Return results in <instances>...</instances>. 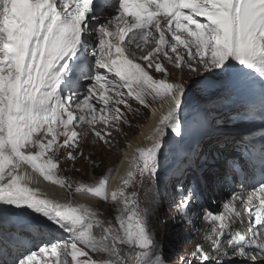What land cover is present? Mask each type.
<instances>
[{"label":"snow or ice","instance_id":"snow-or-ice-1","mask_svg":"<svg viewBox=\"0 0 264 264\" xmlns=\"http://www.w3.org/2000/svg\"><path fill=\"white\" fill-rule=\"evenodd\" d=\"M105 9L112 11L101 20ZM167 64L258 92L264 121V0H0V264H167L148 225L160 202L165 137L168 129L176 136L187 130L186 97L207 80L173 81ZM83 80L89 86L81 93ZM140 107L152 109L156 122L149 143L126 156L115 189L108 187L114 169L92 183L61 174V150L73 164L84 158L78 128L108 146ZM261 141V178L246 195L234 193L224 213L207 214L210 251L196 244L180 264H264ZM42 182L109 204L110 218L95 206L50 198ZM137 183L143 192L129 191ZM181 196L176 214L192 223L197 192ZM9 218L16 223L7 226ZM31 226L69 239L36 244L33 237L28 247L16 232Z\"/></svg>","mask_w":264,"mask_h":264},{"label":"rangeland","instance_id":"rangeland-1","mask_svg":"<svg viewBox=\"0 0 264 264\" xmlns=\"http://www.w3.org/2000/svg\"><path fill=\"white\" fill-rule=\"evenodd\" d=\"M168 69H171V77L174 80L180 79V81L185 82L188 85H191L192 80H204L205 77H207V82L210 81L211 75L208 72H203L199 76L189 72L187 68L186 70H173V65L167 64L166 65ZM151 71V70H150ZM156 78H160L157 74L154 72L152 73ZM206 82V83H207ZM87 81H83L82 85L83 87L87 85ZM81 87V88H83ZM197 87H201L200 85L195 86L190 93L193 95L194 90ZM206 87L204 88V93L200 94L199 97H196L197 100L199 101H205L208 98V94L206 92ZM191 95V96H192ZM188 97V102H191L193 98L190 99ZM227 102L225 99L218 101L219 105L221 104L222 106L229 105V107L232 104L229 103H224ZM208 105V104H207ZM215 105V104H214ZM155 106V105H153ZM132 107L133 109H136L138 106L135 102H132ZM223 108V107H222ZM226 108V107H224ZM208 109L210 110V115H214L215 113L213 110L208 106ZM234 108H230L227 111V114L224 116V119L227 124L232 125L234 122V118L239 117L240 121L244 122L247 121L245 118H242V115L237 114L239 112L245 113L247 111H244L243 109L240 108H235L234 113L232 115V110ZM150 113V109L139 108V112L136 115L129 114V119H130V125L126 124L123 125V130L119 133L113 132L112 136L109 138L112 143L108 146H102L98 141L94 143L95 138L89 134L88 136H84L83 133H81V147L79 149L80 152H83L84 158L81 159L78 157L77 161L75 164H73L70 161L66 160V154L64 153L63 150H61V153L59 154V162L61 165V174L66 176L68 180L74 182V183H92L99 179L100 177L104 175L109 174L110 169H116L119 165V161L123 156V152L126 150L127 142H129L141 129L142 126H144L148 116ZM217 119V118H216ZM220 119V118H219ZM96 130L101 131L100 129H103V126L100 124H97ZM222 128H225V130H228L226 126H222ZM138 135V134H137ZM136 135V136H137ZM94 138L93 143H90L89 141ZM89 142V143H88ZM176 142H180V136H176ZM91 144V145H90ZM224 144L223 142H220V145ZM233 154V153H232ZM217 162L213 164L212 167H214L210 173L207 171L206 173L208 174H213L210 175V177L213 178V182L215 181L216 178L220 177V180L222 179V176L219 174L221 173L223 167H225V170L227 171L230 167V163L227 165L226 162V157H223V160H225L224 164H220L218 161V158H215ZM76 169V170H74ZM178 168H173L169 167L166 169L167 175L169 174V178L175 177L177 180V175L174 174V172ZM221 169V170H220ZM174 174V175H173ZM173 175V176H172ZM187 178L186 184L183 186L182 189L178 190L179 193L181 192H187L189 189H195L197 191V196L198 198L192 201L191 208H192V215H191V220L192 223H187L184 224L181 228H178L177 226L174 225V216H177L176 214V204L179 203V201L182 199L181 194H178L176 192L175 187H171L170 190H164L163 185H160L165 182L164 180L161 182H158V189H159V204L158 206L154 207L153 211L151 212L149 219H148V225H149V230L153 234L155 240L157 241L160 251L162 254H166L167 258H170L171 263L173 264L176 261L177 255L190 251L192 250V243L191 241L183 242L184 239H192L194 241H199L202 240L204 237V231L206 230V227L203 228H196L198 220H203L202 222L205 221L206 218V206L210 203H212L213 200H207L206 199H211L208 197V194L210 193L207 190H205L204 186L203 189L200 187H197L193 181L190 183L188 180L190 179V176L188 174H185ZM223 179H226V177H223ZM210 186L213 185H218V183H213ZM50 183V182H49ZM192 187V188H191ZM207 189V188H206ZM199 190V191H198ZM129 191H137L142 193L143 188L139 183H137L136 187L134 189H129ZM207 191V192H206ZM68 194H73L69 193L66 191ZM211 195V194H210ZM96 200L95 207L99 212H101L105 218H110L108 216L111 207L107 203H102L100 201ZM172 202L173 207L172 208H167L170 206V203ZM214 202V201H213ZM221 204L219 205V208H221ZM169 209V210H168ZM164 224V225H163ZM203 226V225H201ZM187 233V234H186ZM28 237H32V234L27 233ZM56 240H62L66 239V236L61 235V237L54 236ZM192 237V238H191ZM36 239H43L42 236H36ZM183 239V240H182ZM41 243V242H39ZM171 250V251H168ZM175 252V253H174ZM169 253V255L167 254ZM171 254V255H170ZM176 254V257L173 258L172 255ZM237 264H242L240 260L237 261Z\"/></svg>","mask_w":264,"mask_h":264},{"label":"bare ground","instance_id":"bare-ground-1","mask_svg":"<svg viewBox=\"0 0 264 264\" xmlns=\"http://www.w3.org/2000/svg\"><path fill=\"white\" fill-rule=\"evenodd\" d=\"M100 19H101V17H100ZM90 45H92V42L90 43ZM147 50H148V48L144 49V52H146ZM139 54L140 53L138 52L137 55H139ZM172 55H174V54H172ZM183 70L187 71V69H183ZM211 78L212 79L210 81H208V82L205 81V86L197 87L194 90L193 95L190 92H188L186 99H188V97L192 95L190 97V99L193 98V100L189 103L190 106L185 109V112H184L185 116H189V114L196 111V109L194 107L195 103H206V104H208L210 101L215 102V101H220V100L225 99L227 102H224V103H229V104H232L231 105L232 107L239 108L242 106V104H246V102L249 100V97H248V94L246 93V91L245 90H236V89L232 88L230 86L227 78H225L223 76H212V75H211ZM205 87L207 88L206 92L208 94L207 100H205V101L197 100L196 97H199L200 94L204 93ZM258 103H259V101H258ZM207 106H209V105H207ZM259 106H261V104H259ZM158 107H159L158 105L153 106V108H158ZM210 116H211V119H212L214 126L222 128L223 121L221 122V119H219V116L216 114L210 115ZM196 117H198V116L197 115L193 116L192 121ZM155 122H156V118L152 116V109H150L149 116H148L144 126H142L141 129L139 130V132L137 133L138 135L136 134L137 136L135 135L129 142H127L126 150L123 152V156L120 159V161L118 162L119 165L116 169H114L115 171L112 173V177H111V180H110L109 185H108L110 191L115 189L119 185L120 177L123 176L126 172V169L128 167V163H129L126 156L130 157L132 152L135 150V148L141 147V146H146L149 143L145 137H146L147 133L149 132V130L151 129V127L155 124ZM100 130H102V129H100ZM189 130L190 129L187 128V131H189ZM77 131H79L80 133H83L84 129L78 128ZM167 132H168V135H166V137H165V147L163 149V154H162L161 173H160L159 182L164 180L166 186L172 185L174 183H179L183 187L187 182V178H186L185 174H188V172H187V170H185L183 168V165H182V163L178 157V153L181 150V148L183 147L184 140L182 139V137L185 134V132L183 133L182 136H180L181 143L176 142V135L174 133H171L170 129H168ZM240 132H241V129H238L237 131H234L231 133V137L235 143L238 140V136H239ZM93 140H94V138H92L89 142L93 143ZM220 142H221L220 140H215L212 143L213 149L215 151L217 150L218 154L229 155V153L231 152L230 146H224L223 144L220 145ZM129 145H131V147H129ZM229 163H230L229 169L226 171L225 167H223L221 173L219 174L220 176H222L221 180H220V177H218L213 182V178L210 177V175H213V174H208L206 172L200 177V181H201V183H203L205 190H207L209 192V189H210V193L208 194V197H210L211 199L207 198L206 201L207 200H213L214 201V202L212 201V203H210L206 206V210H205L206 211V217H207L208 213L216 214L219 211V207H218L219 203L221 202V200L223 198L228 196L227 187L224 186L225 185L224 181L226 179H223V177H226L228 174H233V171H234L233 167L235 164H238L240 166H242V164H243L241 158L236 156V153H235V155H230ZM169 167L178 168L174 172V174L177 175V180L175 179V177L173 179V178H169L170 177L169 174L167 175L166 169ZM187 167H188V170H190L189 166H187ZM241 169H242V173L245 176L249 175V172H247L245 167L242 166ZM209 173H210V171H209ZM41 180H42V178H41ZM188 181L190 183H192L191 178ZM212 182L215 184L218 183V185L216 184V185L210 186V185H212ZM39 187L41 188L42 192L48 194V196L50 198L57 200L59 202H66L67 200L71 199V200H74L75 202H78V203L88 204L89 206H95V203H96L95 198L86 197V196L76 194V193L68 194L65 189H61L59 186L51 185L49 182H42L39 185ZM34 215L35 214H33V216ZM31 218L32 217H27V219H31ZM9 219H14V218H9ZM40 219L43 220L42 217ZM202 221L203 220H198L196 228L206 227V230L204 231V237H205L210 232L211 225H210L208 219H206V218H205L204 222H202ZM201 225H203V226H201ZM26 230L31 231L30 234H32L33 237H36L37 235L41 236L40 235V229L36 226L27 227ZM44 233H45V230H44ZM55 235H57V232H55L53 234L52 233H46L45 237L50 238L48 240H52L51 238L54 237ZM43 236H44V234H43ZM57 237H59V236H57ZM204 237L202 238V240H205ZM36 240H37V242H41V239H36ZM187 252H185V253H187ZM241 263H242V261H241Z\"/></svg>","mask_w":264,"mask_h":264},{"label":"trees","instance_id":"trees-1","mask_svg":"<svg viewBox=\"0 0 264 264\" xmlns=\"http://www.w3.org/2000/svg\"><path fill=\"white\" fill-rule=\"evenodd\" d=\"M168 251H171V250H168ZM174 253H175V252H174ZM167 254L169 255V253H167ZM170 255H171V254H170ZM163 256L165 257V259H170V258H171V257H170V258H167V257H166V254H163ZM174 256L176 257V254H173V255H172V257H174Z\"/></svg>","mask_w":264,"mask_h":264}]
</instances>
